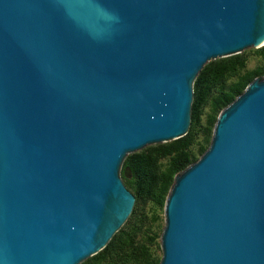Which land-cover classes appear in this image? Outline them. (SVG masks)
<instances>
[{
    "label": "water",
    "instance_id": "95a60500",
    "mask_svg": "<svg viewBox=\"0 0 264 264\" xmlns=\"http://www.w3.org/2000/svg\"><path fill=\"white\" fill-rule=\"evenodd\" d=\"M264 45V0H0V264H79L135 197L128 154L184 136L210 60ZM158 264H264V78L176 174Z\"/></svg>",
    "mask_w": 264,
    "mask_h": 264
},
{
    "label": "trees",
    "instance_id": "16d2710c",
    "mask_svg": "<svg viewBox=\"0 0 264 264\" xmlns=\"http://www.w3.org/2000/svg\"><path fill=\"white\" fill-rule=\"evenodd\" d=\"M264 57L261 46L255 52ZM243 53L210 60L204 64L193 82L191 122L187 133L175 140L152 144L143 150L128 154L122 168H128L131 178L125 179L126 188L134 194L133 209L125 223L115 232L106 246L79 264H158L150 248L155 235L149 234L137 222L136 201L149 199L159 205L165 203L174 176L198 158L192 150L195 127L200 123L203 106L210 112L205 123V141L197 151L201 155L208 147L212 130L220 111L238 96L254 78H264V64L248 68ZM230 80V82H228ZM138 220V219H137Z\"/></svg>",
    "mask_w": 264,
    "mask_h": 264
},
{
    "label": "rangeland",
    "instance_id": "374dc122",
    "mask_svg": "<svg viewBox=\"0 0 264 264\" xmlns=\"http://www.w3.org/2000/svg\"><path fill=\"white\" fill-rule=\"evenodd\" d=\"M262 47L264 48V45ZM258 50L259 48L250 47L244 49L241 52L245 56H247L248 68H253L257 65L264 64V57L255 54V52H257ZM228 82H230V80ZM209 112H210V106L209 104H206L202 108L200 123L195 127L196 137L191 147L196 158H199L200 156L199 152L197 151L198 146L207 145V141H205V123H206L207 114ZM146 147H144L143 149H145ZM120 177L122 178L123 183H125V179L131 178L130 170L128 168L123 169L121 167ZM136 204L138 207V211H137L138 220L136 219L135 222H137L136 224L138 223L141 224L143 226V229L147 228L149 234L155 235V238L151 243L150 248L153 251L155 257H161L160 235L164 227V204L159 205L149 199H143V198L136 201Z\"/></svg>",
    "mask_w": 264,
    "mask_h": 264
}]
</instances>
